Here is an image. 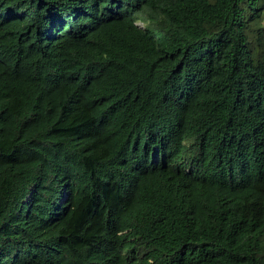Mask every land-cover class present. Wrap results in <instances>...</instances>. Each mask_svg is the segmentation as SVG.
Segmentation results:
<instances>
[{"label":"trees","instance_id":"trees-1","mask_svg":"<svg viewBox=\"0 0 264 264\" xmlns=\"http://www.w3.org/2000/svg\"><path fill=\"white\" fill-rule=\"evenodd\" d=\"M0 264H264V0H0Z\"/></svg>","mask_w":264,"mask_h":264}]
</instances>
